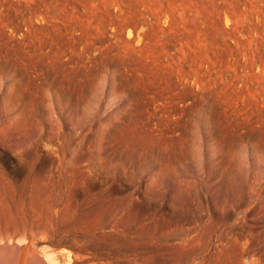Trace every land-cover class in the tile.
Listing matches in <instances>:
<instances>
[{
  "label": "rangeland",
  "instance_id": "1",
  "mask_svg": "<svg viewBox=\"0 0 264 264\" xmlns=\"http://www.w3.org/2000/svg\"><path fill=\"white\" fill-rule=\"evenodd\" d=\"M2 238L264 264V0H0Z\"/></svg>",
  "mask_w": 264,
  "mask_h": 264
},
{
  "label": "bare ground",
  "instance_id": "2",
  "mask_svg": "<svg viewBox=\"0 0 264 264\" xmlns=\"http://www.w3.org/2000/svg\"><path fill=\"white\" fill-rule=\"evenodd\" d=\"M3 239L5 238L0 240V264H55L53 254L48 255L38 246L35 239L34 241L33 239L29 241Z\"/></svg>",
  "mask_w": 264,
  "mask_h": 264
}]
</instances>
